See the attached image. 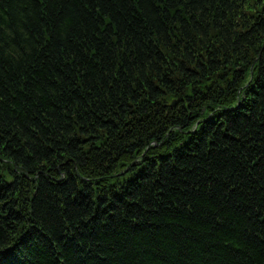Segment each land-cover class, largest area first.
<instances>
[{
  "label": "trees",
  "instance_id": "trees-1",
  "mask_svg": "<svg viewBox=\"0 0 264 264\" xmlns=\"http://www.w3.org/2000/svg\"><path fill=\"white\" fill-rule=\"evenodd\" d=\"M0 260L264 264V0H0Z\"/></svg>",
  "mask_w": 264,
  "mask_h": 264
},
{
  "label": "rangeland",
  "instance_id": "rangeland-1",
  "mask_svg": "<svg viewBox=\"0 0 264 264\" xmlns=\"http://www.w3.org/2000/svg\"><path fill=\"white\" fill-rule=\"evenodd\" d=\"M169 41H171L170 43V45L169 46H174V45H176V43H174L173 42V40H171V38L169 37ZM160 43L161 44H165L164 42H161L160 41ZM166 48V47H165ZM191 50H192V55L194 56V55H197L198 53H199V51H196L195 49H192L191 48ZM191 53V52H190ZM181 59H179V60H184L185 59V54L184 53H181ZM229 68V67H228ZM228 68H223L224 70H227ZM249 72H251V73H244V75L243 76H241V77H244L245 79H246V81L244 82V84H249V86H251L252 85V80H253V72H252V68L250 69V71ZM251 74H252V76H251ZM240 78V76H238V79ZM200 80V79H199ZM199 80H196V82H199ZM246 88V87H245ZM219 91V90H218ZM222 91H226V87L225 88H223L222 89ZM229 96V95H228ZM232 98H234L235 99V102L237 103V104H239V102H242V103H244V101H245V92L243 91V90H241V88L239 89V92H237V94H233L232 96H231ZM234 99H233V101H234ZM177 98L175 97V99L174 100H172L171 102H169V107L170 108H173V107H175L176 105H177ZM228 101V100H227ZM218 110V109H217ZM177 130H173L172 132L173 133H169V134H167V136L166 137H168V141H171L172 140V138H173V136H174V134H175V132H176ZM184 138V135H182L181 136V139L180 140H182ZM172 142V141H171ZM163 144H164V142H162ZM6 158H2L1 160L2 161H4ZM137 159V158H136ZM138 159H142V158H138ZM150 159V158H149ZM139 162V161H138ZM128 167V166H127ZM127 170V168H125V170H123V171H126Z\"/></svg>",
  "mask_w": 264,
  "mask_h": 264
},
{
  "label": "bare ground",
  "instance_id": "bare-ground-1",
  "mask_svg": "<svg viewBox=\"0 0 264 264\" xmlns=\"http://www.w3.org/2000/svg\"><path fill=\"white\" fill-rule=\"evenodd\" d=\"M152 148H153V145H150V146L146 147L145 150H150V149H152ZM127 177H128V176H126V177H119V176H118V179H119V180H122L123 178H127ZM96 182H98V181L96 180ZM124 189H126V188L124 187ZM21 232L26 233V232H27L26 228H21Z\"/></svg>",
  "mask_w": 264,
  "mask_h": 264
},
{
  "label": "snow or ice",
  "instance_id": "snow-or-ice-1",
  "mask_svg": "<svg viewBox=\"0 0 264 264\" xmlns=\"http://www.w3.org/2000/svg\"><path fill=\"white\" fill-rule=\"evenodd\" d=\"M0 264H4L3 260H0Z\"/></svg>",
  "mask_w": 264,
  "mask_h": 264
}]
</instances>
